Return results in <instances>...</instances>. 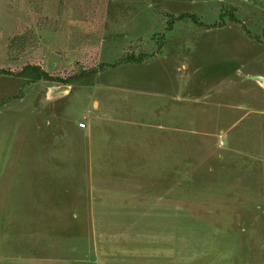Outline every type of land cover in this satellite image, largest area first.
Instances as JSON below:
<instances>
[{"label":"rangeland","instance_id":"1","mask_svg":"<svg viewBox=\"0 0 264 264\" xmlns=\"http://www.w3.org/2000/svg\"><path fill=\"white\" fill-rule=\"evenodd\" d=\"M32 1L0 0V70L154 57L0 110V264H264V43L226 15L264 40V0ZM22 83L1 76L0 102Z\"/></svg>","mask_w":264,"mask_h":264},{"label":"trees","instance_id":"2","mask_svg":"<svg viewBox=\"0 0 264 264\" xmlns=\"http://www.w3.org/2000/svg\"><path fill=\"white\" fill-rule=\"evenodd\" d=\"M31 2L34 3L36 7H40V3L34 2L31 0ZM165 17L170 18L167 21V29L166 31H172L174 28V25L177 21H183V20H191L193 21L197 26L203 27L206 30H210L213 28H222L225 26V23L218 22L212 25L205 24L201 22L200 18L194 14H181L179 16H170L169 14H164ZM227 16H229V19L238 25H242L243 31L245 35H247L250 39L255 40L259 43H264V40H262L261 37L251 33L246 29V27L236 18L235 11L230 10L226 13ZM35 35H33V32H24L22 35H16L11 39L10 47H9V55L12 60H17L21 57H25V54L28 53L30 44L35 41ZM165 39V36L162 35L159 38H156V43L159 45L158 52L159 53L163 48V41ZM154 55L152 54H145L142 53L140 55L135 54H127L119 61H116L113 64H105L101 63L98 64L96 67L92 68H81L79 71H73L72 73L68 74L67 76H57L55 74L49 73L46 69H44L40 65L35 64H28L23 66L19 70L12 71L10 69H2L0 70V77L1 76H9V77H16L18 79H21L23 83L21 84L19 90L14 95H8L6 96L1 102H0V110L3 109L5 106L22 100L25 96L24 89L32 86L34 84H37L39 82L45 81L49 83H55L59 84L60 86H93L95 84V78L98 74L104 72L108 68H118L122 64H142L143 62L153 58Z\"/></svg>","mask_w":264,"mask_h":264},{"label":"crops","instance_id":"3","mask_svg":"<svg viewBox=\"0 0 264 264\" xmlns=\"http://www.w3.org/2000/svg\"><path fill=\"white\" fill-rule=\"evenodd\" d=\"M260 86L261 87H263L264 88V82L263 81H260ZM58 88H61L62 86H57ZM70 88H71V86H70ZM69 88V89H70ZM59 93V92H58ZM56 95H58V94H56ZM55 95V96H56ZM54 96V97H55ZM95 103H97V102H94V107H100V105L98 104V106H96L95 105ZM81 125V124H80ZM49 143H51V142H49ZM49 149H50V151L52 152L51 154V157H52V159H55V158H58V159H61V160H66L67 159V157L65 156H58V157H56V152H60V150H59V148L58 147H56L55 148V146L54 145H49ZM260 164H263V159L261 160V162H260ZM42 165H44V164H42ZM51 165V164H50ZM141 165H143V163H140L139 164V166H141ZM45 168H49V167H45ZM260 171H263L262 169H260ZM262 176V175H261ZM263 176H264V173H263ZM264 179V178H263ZM259 186H260V189H261V195L264 197V180H261V185L259 184ZM81 196V195H80ZM77 198V197H76ZM262 203H260V210H263V215L262 214H259V215H262L263 216V221H264V204H263V201H261ZM262 213V212H261ZM262 216H261V218H262Z\"/></svg>","mask_w":264,"mask_h":264},{"label":"water","instance_id":"4","mask_svg":"<svg viewBox=\"0 0 264 264\" xmlns=\"http://www.w3.org/2000/svg\"><path fill=\"white\" fill-rule=\"evenodd\" d=\"M70 86H62L59 90L60 93H67L69 91Z\"/></svg>","mask_w":264,"mask_h":264},{"label":"built area","instance_id":"5","mask_svg":"<svg viewBox=\"0 0 264 264\" xmlns=\"http://www.w3.org/2000/svg\"><path fill=\"white\" fill-rule=\"evenodd\" d=\"M96 106H98V103H95Z\"/></svg>","mask_w":264,"mask_h":264}]
</instances>
